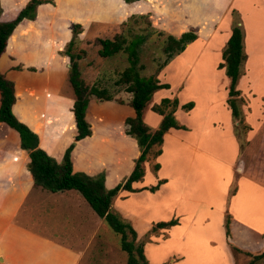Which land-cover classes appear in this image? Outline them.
<instances>
[{
    "label": "crops",
    "instance_id": "0c3cea01",
    "mask_svg": "<svg viewBox=\"0 0 264 264\" xmlns=\"http://www.w3.org/2000/svg\"><path fill=\"white\" fill-rule=\"evenodd\" d=\"M139 1L130 3V6H138ZM122 2V4L126 3L124 0ZM247 3L252 4L255 12L260 10L264 13L262 0ZM245 6L246 3L239 4L238 8L242 13H244ZM147 11L149 12L150 9ZM136 12H141V10L138 7H132L130 13ZM95 18L94 22L106 21L103 18ZM85 19L74 21L79 22L85 28L88 26L85 24ZM183 19L184 17L181 20ZM182 21L176 27L161 28L179 37L186 30L181 29ZM229 34L230 31L224 37L225 41ZM245 50L248 54L245 63L246 72L240 78L238 88L241 89L243 97L246 96L252 103L260 104L264 97V86L260 87L258 84L259 66H255L253 62V58L257 57L256 52L248 42L245 44ZM8 53L9 51L6 50L0 57V72L15 83L16 102L12 110L20 121L38 134L39 146L49 155L61 160L73 136L54 148L51 144H45L42 141L43 134L46 132L50 137L58 134L59 124H62L59 115H67L68 109L73 117L71 110L73 95L69 97L60 94L63 79L56 69L50 66L42 74L45 79L34 80V82L32 76L36 74L29 71L19 73L9 68L10 63L6 62ZM216 54L218 58H215ZM220 55V52L213 53L211 45L198 33L197 39L190 42L159 72L160 82L169 83L170 87L154 92L152 98L156 97L155 102L151 99L144 111L145 123L152 129L156 128L160 123L161 115L152 111L151 105L158 103L163 97L176 96L179 102V107L175 112L176 118L190 130L171 128L163 137L162 153L156 158L160 167L156 171V177L150 181L152 184H146L141 180L132 183L133 188L140 189L144 186L155 185L159 179H165L166 181L156 191L122 190L114 198L112 205L119 204L122 209L127 205V201L128 204L129 201L131 202V198L135 195L139 196L143 193L149 196L150 194L157 195L166 190L171 201L169 202L170 210L167 211L168 214L165 216L167 218L164 220L176 216L179 219L177 225L163 229L168 234L167 239H170V236L181 239L182 235H187L193 230V224L199 223L200 219L205 226L211 225L212 217L219 210L223 237L213 241L209 250H212L213 255L216 256L214 251L217 248L214 244L218 243L223 251L221 255L224 256V261H227L229 257H232L230 245L253 254L261 252L264 248V209L258 213L250 212L251 209L256 210L254 202L259 201L256 200L258 199L256 195L264 199V186L244 175L242 168L237 169L239 172L235 169L236 164H239L240 155H238V142L233 132L231 112L226 103L228 78L224 68H217L219 61H222ZM62 59L69 63L67 56H63ZM44 62L41 61V64L43 65ZM255 69L257 70L253 74ZM167 77L177 78L176 86L166 81ZM34 91L45 97L46 93H51L58 106L50 104L47 108L44 105L41 109L36 104L37 99L31 95ZM113 95L114 98L111 100H100L96 97L90 99L86 119L91 125L92 134L76 141L71 152L73 171H82L89 175L104 171L107 188L113 187L124 178L122 176L126 177L131 172L134 159L139 154L135 139L124 132L125 118L134 116V110L129 105L132 95L122 90L114 92ZM116 98L122 99V102H118ZM190 100L194 101V107L187 112L182 110L180 106ZM64 101L66 107L60 109V104ZM91 108L94 109L92 113H90ZM244 112L247 120H250L248 110L245 109ZM187 119H192L197 124L190 125ZM48 120H51V123H47ZM72 124L74 135L76 133L74 117ZM210 140L212 146L213 142L217 141L215 152L207 147ZM95 141L98 144L117 147L120 158L114 159L113 163L101 161L96 168L91 167L89 162L95 156L92 154L95 150L90 147ZM127 155L129 156L126 163L124 157ZM29 161L28 152L20 147L18 132L6 123L0 122V264H78L82 254L81 251H73L75 247L68 243L69 227L66 226L64 232L60 233L61 230L53 222L51 225L43 223L45 218L56 216L54 214L56 206H43V192L50 193L51 191L34 184L29 170ZM170 162H173L171 168L166 174L162 173L163 165H168ZM113 167L115 168L113 174H119V176L111 182ZM236 172L239 173L236 180V191L230 195V186L236 177ZM212 173L217 174L218 182L210 179ZM251 189H256V193H253ZM243 190L249 195L242 208L240 200L243 198ZM74 191L77 190L69 189L51 192V194H60L54 199L56 204L67 202L68 199L72 203L85 200L81 194L82 197ZM124 201H126L125 204ZM77 208L80 210V207ZM241 212L242 215L239 214ZM226 214L230 215V235L228 237L224 229ZM68 215L73 219L71 216H75V211L72 209ZM164 240L161 239L160 242Z\"/></svg>",
    "mask_w": 264,
    "mask_h": 264
},
{
    "label": "rangeland",
    "instance_id": "374dc122",
    "mask_svg": "<svg viewBox=\"0 0 264 264\" xmlns=\"http://www.w3.org/2000/svg\"><path fill=\"white\" fill-rule=\"evenodd\" d=\"M27 1L0 0V3L6 14V12L12 13ZM249 1L253 2V0ZM249 1L140 0L138 6H130L132 2L122 4V0H53V5L47 3L38 7L37 11H40L37 12L35 20H25L17 26L7 50L9 53L6 62L10 63V69L19 73L29 71L36 74L32 76L34 77L33 81L44 80L45 78L42 74L51 66L50 68L60 72L63 79L60 94L71 97L73 93L67 79L69 63L62 59L64 55L61 51L72 36L71 23H79L74 20L86 18L85 24L88 26L84 28L81 25L82 31L77 36L74 49L75 51H85L83 58L79 60L81 77L84 83L88 86L97 84L100 87L106 88L110 93L118 92L119 90L124 91L123 86H117L115 81L120 72L128 65L127 54L119 52L113 56H100L98 53L100 48L99 39H120L122 36L130 37L132 33L143 30L147 31L149 36L141 45L139 56L140 63L144 65L141 75L148 76L155 73L159 65L166 58V54L163 52V39L166 34H169L165 30L167 27H176L182 21V17H184L181 29H186L185 31L190 29L195 30L203 40L211 45L213 53H221V48L225 43L224 37L229 33L231 28L230 10L231 8H235L241 16L245 44L248 42L250 46H253V51L256 52L257 57L253 58V62L255 66H259L257 75L258 84H260V87H263L264 13H261L260 10L255 12L252 4L247 3ZM254 1L258 2L259 0ZM262 1L264 2V0ZM241 3H246L244 13L238 8ZM132 7H138L141 12L130 13ZM148 9H150L149 12L147 11ZM143 15L148 16L152 26L162 30L164 34L160 37L156 35L150 36V28L147 27L145 20L140 17ZM95 17L103 18L106 21L94 22L93 19H96ZM215 58H218V54L215 55ZM41 61H45L43 65ZM16 66L18 69H14ZM31 68L34 71L29 70ZM256 70L253 71V74ZM53 74L55 75V73ZM176 80L177 78L175 77L166 78V81H169L174 86L177 84ZM40 94H36L35 91L31 92V95L37 99L36 104L41 109H43L44 105L47 108L50 104L58 106L51 93H46V97L42 96V94L40 96ZM241 97L243 99V112L245 109L248 110L250 119L247 120L244 112L245 121L251 129L245 134L246 141L249 142L241 147L243 148L241 154L240 145L238 144L240 161L239 164H236L235 169L242 168L244 175L264 186V97L261 99L260 104L252 103L246 96L244 98L242 91ZM155 99L156 97L152 98V102H155ZM65 107L66 103L64 101L60 104V109ZM259 108L260 110L258 111ZM93 110L91 108L90 113ZM67 113L65 116L59 115L62 119V124H59L58 134L50 137L49 134L44 132L42 141L45 144L49 143L55 148L64 141L71 139L73 136V117L69 109ZM187 121L191 123L190 125L197 124L192 119H187ZM47 123H51V120H48ZM187 130H190V128ZM216 145L217 141L213 142L212 146L210 140L207 147L212 152H215V149H217ZM90 148L95 150L92 153L95 156L89 162V165L93 168H96L101 161L113 163L114 159L118 160L120 158L117 147H109V145L98 144L95 141ZM208 155L210 154L208 153ZM128 156L124 157L126 163ZM172 164L173 162H170L168 165L164 164L162 173L166 174ZM114 172L115 168L113 167L110 176L111 182L119 176V174L114 175ZM238 174L235 177L236 179ZM156 175V172L152 169V161L145 162V175L141 182L150 183L151 179L156 177ZM211 178L213 182L216 180L218 182L217 174L212 173ZM251 190L253 193H256V189ZM243 191V198L240 200L242 208L249 195L247 191ZM74 192L81 196L78 191ZM43 193V206H56L54 209L56 216L49 217V219L45 218L43 223L51 225L53 222L61 230L60 233L64 232L66 226L69 227L68 243L75 247L73 251H81L80 253L82 254L78 264H126L128 254L121 249V235L112 230L94 212L88 202L82 200L80 203H72L68 199L67 202L64 201L62 204H56L54 199L60 194ZM256 197L258 198L256 200L259 201L254 202L256 210L251 209L250 212L252 213H258L264 209V199L258 195ZM131 199V202L129 201L128 204L127 201V205L123 206L122 209L119 204L113 205V209L124 223L136 230V243L143 244L144 256L150 264H219L220 262L222 264H264V256L253 259L252 256L233 251L231 252L232 257L224 261V256L221 255L223 251L218 243L214 244L217 249L214 251L216 256L213 255L212 250H209L211 243L223 237L219 210L212 217L211 225L205 226L200 219L199 223L193 224V230L188 232L187 235H182L181 239L175 236H170V239H167L168 234L163 231V228H158L152 232L151 227L154 225L153 221L156 222L167 218L165 216L168 214L167 211L170 210L169 202L171 201L169 193L166 190L157 195L150 194V196L143 193L139 196L135 195ZM125 203L126 201H124ZM77 207H80V210ZM72 209L75 211V216H71L73 219L68 215ZM239 214L242 215V212ZM130 238L131 236L128 239ZM161 239L165 240L160 242Z\"/></svg>",
    "mask_w": 264,
    "mask_h": 264
},
{
    "label": "trees",
    "instance_id": "16d2710c",
    "mask_svg": "<svg viewBox=\"0 0 264 264\" xmlns=\"http://www.w3.org/2000/svg\"><path fill=\"white\" fill-rule=\"evenodd\" d=\"M130 3L138 0H124ZM54 4L53 0H28L23 6L16 10L4 13L0 3V57L8 50L12 35L16 32L17 26L23 21L35 20L37 18L38 7L42 4ZM5 14V15H4ZM231 28L230 34L221 48V59L217 65L218 68H224L225 75L228 78L226 103L231 112L233 122L234 136L240 145V154L246 141V132L251 127L246 123L242 109L241 90L238 88V82L245 74V63L247 53L245 50V40L241 16L238 10L231 8ZM145 20L147 27L150 28V36L160 37L164 34L152 26L148 16H140ZM133 18V16H132ZM72 36L67 42L65 48L61 51L69 59L67 79L73 93L72 113L76 133L72 141L66 146L61 160H57L49 155L39 146V136L30 129L28 125L20 121L14 114L12 107L16 102L15 83L0 72V122L6 123L12 129L18 132L20 138V147L28 152L30 158L29 170L33 177L34 184L48 191L57 192L69 189H75L80 192L88 202L94 212L102 218L109 227L121 235V249L128 254L126 264H150L143 252V244L136 243V230L124 223L113 209V200L122 190L130 192L147 189L150 192L156 191L159 186L165 182V179H159L155 185L144 186L140 189L132 187V183L140 181L145 175V162L152 161L154 172L158 170L160 164L156 158L162 153V143L164 135L171 129H188V127L178 121L175 112L179 107L178 98L163 97L158 103L151 105V110L161 115L159 125L152 129L144 121V111L152 99L155 91L161 88H169V83H162L158 78L159 72L176 55L180 54L186 46L197 39L198 34L195 30H187L175 37L172 34H166L163 39V52L166 58L161 63L155 73L148 76L141 75L144 65L140 63V47L149 36L147 31H141L130 34V37L122 36L120 39H99L100 48L98 53L102 57L113 56L116 53L123 52L127 54L128 65L120 72L115 83L122 85L123 90L131 93L132 97L129 105L134 110V116L125 118L124 132L135 139L139 154L134 159L131 172L111 188L105 185V172L101 171L94 175H89L82 171H73L71 152L76 141L90 136L92 129L86 119V110L92 97L100 100H111L114 98L106 88L97 84L86 85L81 77L79 60L84 56V50L75 51L77 36L82 31L80 23H71ZM14 69H18L17 66ZM34 71L33 68L29 69ZM118 102L122 99L116 98ZM181 109L189 111L194 107V101L190 100L182 104ZM238 173L236 172V175ZM236 178L232 182L229 194L236 191ZM179 223L178 217L169 220H160L151 227L152 232L160 228H170ZM230 215L224 217L225 234L230 235ZM129 236H131L130 239ZM229 243V242H228ZM233 252L244 253L258 259L264 256V248L261 252L250 253L243 251L234 245H230ZM166 264V263H162Z\"/></svg>",
    "mask_w": 264,
    "mask_h": 264
},
{
    "label": "water",
    "instance_id": "95a60500",
    "mask_svg": "<svg viewBox=\"0 0 264 264\" xmlns=\"http://www.w3.org/2000/svg\"><path fill=\"white\" fill-rule=\"evenodd\" d=\"M30 166V165H29Z\"/></svg>",
    "mask_w": 264,
    "mask_h": 264
}]
</instances>
